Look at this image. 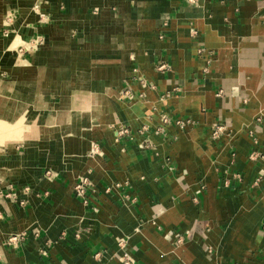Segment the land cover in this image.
Listing matches in <instances>:
<instances>
[{
  "label": "crops",
  "instance_id": "0c3cea01",
  "mask_svg": "<svg viewBox=\"0 0 264 264\" xmlns=\"http://www.w3.org/2000/svg\"><path fill=\"white\" fill-rule=\"evenodd\" d=\"M11 3L49 26L0 71V264H264V0Z\"/></svg>",
  "mask_w": 264,
  "mask_h": 264
},
{
  "label": "bare ground",
  "instance_id": "6f19581e",
  "mask_svg": "<svg viewBox=\"0 0 264 264\" xmlns=\"http://www.w3.org/2000/svg\"><path fill=\"white\" fill-rule=\"evenodd\" d=\"M3 4H4V0H0V6H2V8H0V24L1 25L3 24L2 20H3L4 11H5ZM23 39L24 38L22 36L20 37V34H18V33H17L16 37L14 38V40L10 39L8 42H3L2 41L3 39L1 40V38H0V71H2V70L13 71V73L15 74V81H18L20 73H21V76L24 77L22 75L24 71H22L20 69L21 68L20 62L17 61V59L10 58V54L12 52H14L16 49L15 48L16 46L14 47L13 45H16L17 44L16 42H20V41L23 42ZM37 53L42 55V57H39ZM54 53L55 52L46 51L43 53L36 52V54H34V55L38 59L39 58H46L47 60H51L53 58ZM46 55H47V57H46ZM69 60H70V58L68 57V61ZM54 63L56 64L55 61H54ZM26 75H29V77L32 78L34 76H37L38 73L36 71H31V72L29 71ZM18 82L14 83V87H13L14 91H16V93H15L16 99L15 100L13 99L14 102L15 101H21L22 103H27V104L31 103L34 106H36V102L27 99V97H29L33 92L37 91V89H36L37 87L35 88L31 85H24V86L22 85V87H20V86H18V84H19ZM39 86H41V85H39ZM3 87L6 88V85H4ZM5 88H3V90L0 91V93L6 94L9 92V94H10V90L7 92L5 90ZM23 91L26 92L27 97L25 95H22ZM21 96L23 97V99H21ZM5 102L6 101L4 98H0V146H3V147H4V145L10 143L14 139V137H16V138L21 137L23 134H25L26 132H29V130H31V128L28 130V127H27V126H30V124L27 123V121L29 120V117L22 115V110H24L25 105H22L21 108L16 109L17 107L14 106V105H16L14 103L13 106L8 108L5 104ZM37 119H38V117H37ZM0 149H2V148H0Z\"/></svg>",
  "mask_w": 264,
  "mask_h": 264
},
{
  "label": "rangeland",
  "instance_id": "374dc122",
  "mask_svg": "<svg viewBox=\"0 0 264 264\" xmlns=\"http://www.w3.org/2000/svg\"><path fill=\"white\" fill-rule=\"evenodd\" d=\"M15 4L11 3L7 7V12H6L7 13V17L2 20L4 23L2 25L0 24V36L3 39H6V40H10V39L12 40L13 38H15L14 36H16L18 31L23 32L24 29H25V25H23L22 22L19 19V13H18V11H19L18 9L19 8H18V6H16L17 4L16 5ZM39 9H40V6L38 4H35L34 6L31 7V11H33V10L39 11ZM65 9H66V4L65 3H61L60 11L61 10H65ZM111 10H112V13H115L117 11V7L116 6H112ZM94 11H96V10H94ZM37 15H39V14L35 13V17L36 18L34 20L30 21L28 23V25H27L28 26V38H27V41H25V43H22L20 45H19V43H17L16 47H15L16 49L14 48L15 51L11 53V56H13V57L14 56H18L19 58H22V56H24L25 58H28V56H30L32 54V52H33V50H31L32 46H35V44L40 43V41H44V36L46 37L47 34L46 33H42L43 35H41L40 37L36 36V34H37L36 30H34L31 27V23H32V25L35 23L39 27H47V26H49V21L48 20H44L43 19L44 18L43 15L42 16L39 15L38 17H37ZM76 32H77V34L74 33V36H73L74 38L79 37L78 35H80L81 30L79 28H77ZM30 47H31V49H30ZM10 58H12V57H10ZM14 59H16V58H14ZM10 79H11V77H10V75L7 72H1L0 80H3V82H0V89L5 84L9 85ZM9 87H12V85L9 86ZM119 97H121V99L128 98L127 90H121L119 92ZM124 129L125 128H120V130L123 131V132H124ZM20 138L21 137H18V138L14 137V139L12 141L19 140ZM93 149H96V150H94V152L95 151L99 152V149H98V147L95 144L93 146ZM14 151L18 152L20 150H18V148H17V150H14ZM84 178H85V175L83 176L82 180ZM78 189H79L80 192L83 193V190H84L83 187H80Z\"/></svg>",
  "mask_w": 264,
  "mask_h": 264
},
{
  "label": "built area",
  "instance_id": "2783aa9c",
  "mask_svg": "<svg viewBox=\"0 0 264 264\" xmlns=\"http://www.w3.org/2000/svg\"><path fill=\"white\" fill-rule=\"evenodd\" d=\"M190 2H195V0H189ZM86 183L85 179L81 181V183L78 184L77 188L83 187ZM84 189V187H83ZM122 264H134V261L131 256H129L128 253H125L123 256Z\"/></svg>",
  "mask_w": 264,
  "mask_h": 264
}]
</instances>
